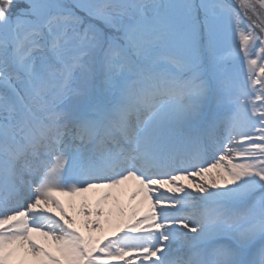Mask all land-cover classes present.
<instances>
[{
  "label": "snow or ice",
  "instance_id": "1",
  "mask_svg": "<svg viewBox=\"0 0 264 264\" xmlns=\"http://www.w3.org/2000/svg\"><path fill=\"white\" fill-rule=\"evenodd\" d=\"M0 264H264V0H0Z\"/></svg>",
  "mask_w": 264,
  "mask_h": 264
},
{
  "label": "rangeland",
  "instance_id": "2",
  "mask_svg": "<svg viewBox=\"0 0 264 264\" xmlns=\"http://www.w3.org/2000/svg\"><path fill=\"white\" fill-rule=\"evenodd\" d=\"M241 72L242 73L243 72H246V68H241ZM234 162H240V161H234ZM212 175L213 176L216 175V170H213ZM98 195H100V194L97 193V192L89 194V196H91L93 199H95V197H97ZM60 199L62 200L61 197H60ZM70 200L73 201V202H75L76 204H78L79 203V200H80V197H64L62 201L65 202V205L67 206V204H68V202ZM68 211H69L70 214H72L74 210L71 207H68Z\"/></svg>",
  "mask_w": 264,
  "mask_h": 264
},
{
  "label": "bare ground",
  "instance_id": "3",
  "mask_svg": "<svg viewBox=\"0 0 264 264\" xmlns=\"http://www.w3.org/2000/svg\"><path fill=\"white\" fill-rule=\"evenodd\" d=\"M101 191H103V190L97 191V193L100 194ZM126 191H127V190H125V195H124V197H123L125 200H126ZM90 194H91V193H90ZM88 195H89V194H88ZM98 196H99V195H98ZM61 198H62V200H63L64 197H61Z\"/></svg>",
  "mask_w": 264,
  "mask_h": 264
}]
</instances>
